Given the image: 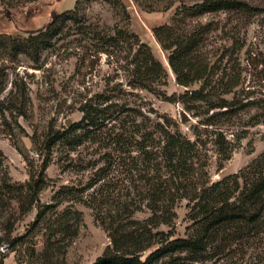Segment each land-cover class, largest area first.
Instances as JSON below:
<instances>
[{"label": "rangeland", "instance_id": "obj_1", "mask_svg": "<svg viewBox=\"0 0 264 264\" xmlns=\"http://www.w3.org/2000/svg\"><path fill=\"white\" fill-rule=\"evenodd\" d=\"M123 1L131 12L130 29L169 70L168 84L162 87L167 99L129 85L118 56L97 50L90 41L76 40L68 27L40 61L20 55L17 61L0 62V264H92L103 253L111 239L88 200L89 193L103 183L112 188L108 193L122 196L125 192L120 186L123 169L108 167V155H114L115 162L120 154L110 144L113 132L125 137V150L140 155L137 141L141 132L153 128L158 114L172 116L184 135L199 140L195 166L197 171L206 170L203 178L209 183L239 174L264 152V118L254 117L258 110L247 102L264 97V0H246L251 6L248 10L216 14L220 27L205 46L227 50L224 66L233 61L232 57L227 62L236 45L244 44L238 61L245 83L233 100L242 101L230 114L223 113L225 108L210 109L203 103L197 110L186 109L183 96L187 86L177 82L168 52L154 35V26L170 21L182 0L167 11L152 12L142 10L133 0ZM183 1L194 4L200 0ZM51 2L35 0L10 11L0 3V33L26 35L47 24L54 11L75 6L51 10ZM61 2H55L56 6ZM80 14L86 22L114 25L122 18L124 22L115 0H81ZM191 22L185 20V24ZM223 28L239 39L229 38ZM247 91L250 98H245ZM227 96L232 99L231 94ZM91 97L94 103L111 98L109 113L96 126H87L82 109ZM103 105L97 104L100 109ZM74 125L78 127L68 140L54 138ZM31 174L42 188L36 205L26 210L13 199V189L16 194L27 190L21 184ZM105 200L107 212L112 201ZM192 204L188 198H179L173 224L161 228L172 230L174 237L186 236L193 224ZM148 214L146 207L136 212L140 218ZM263 263L264 227L241 242L212 249L203 261L186 264Z\"/></svg>", "mask_w": 264, "mask_h": 264}, {"label": "trees", "instance_id": "obj_2", "mask_svg": "<svg viewBox=\"0 0 264 264\" xmlns=\"http://www.w3.org/2000/svg\"><path fill=\"white\" fill-rule=\"evenodd\" d=\"M32 1L35 0H0V3L10 11ZM115 1L121 7L124 22L122 18L114 25L84 21L80 14L81 0H77L74 8L54 11L47 24L27 31L26 35L1 32L0 62L17 61L20 55L40 61L43 52L51 48L57 35H63L64 28L68 27L73 29L76 40L90 41L97 50L118 56L120 67L129 76V85L153 91L167 99L162 87L168 84V68L152 47L130 29L132 16L128 5L123 0ZM133 1L142 10L152 12L167 11L175 6L177 0ZM249 7L246 0H200L194 4L182 0L175 7L170 21L154 26V35L168 52L177 82L187 86L183 102L188 111L197 110L203 103L210 109L225 108L223 113L226 114L236 112L234 107L242 100H233L245 83L243 67L238 61L244 44L236 45L227 60L230 63L233 57V61L224 66L222 61L227 50L223 49L221 53L219 47L205 49V46L208 40L216 37L215 31L220 27L216 14L248 10ZM186 19L193 22L185 24ZM222 30L229 38H234L226 28ZM238 39L239 36L235 35L234 40ZM195 84L198 86L193 87ZM251 95L247 91L245 98ZM110 99L106 97L99 103H94L92 97L86 100L82 109L84 120L89 122L87 126L98 125L99 119L109 113L112 107L108 103ZM247 102L258 110L254 117L264 118V97L251 98ZM158 115L153 128L141 132V140L137 141L140 155L125 150L126 141L121 133L109 135L110 144L113 143L120 154L115 162L112 161L114 155H108V167L123 169L125 177L120 186L125 192L119 197L108 193L112 188H106V183H103L89 193L88 204L95 210L96 219L111 239L92 264H186L203 261L212 249L241 242L253 232L258 234L264 227V152L239 174L206 182L203 178L206 170L202 167L197 171L195 166L199 140L184 135L180 123L172 116L166 113ZM77 127L70 126L61 134H55L54 138L68 140L66 138ZM21 186H27V190L16 194L13 189V199L20 207L30 210L36 205L41 183L39 179L35 180V174H31V178ZM179 198L193 202V224L186 236L174 237L172 230L161 226L173 224ZM105 199L112 201L107 212L103 207ZM143 207L149 210V214L137 217L136 212Z\"/></svg>", "mask_w": 264, "mask_h": 264}, {"label": "crops", "instance_id": "obj_3", "mask_svg": "<svg viewBox=\"0 0 264 264\" xmlns=\"http://www.w3.org/2000/svg\"><path fill=\"white\" fill-rule=\"evenodd\" d=\"M51 1H52L51 4H50V5H52V6H51V10H55L56 7H57V8H60V7L62 8V6L64 7V6H66V5H67V6H69V5H72V6H73V5L76 4V1H77V0H63L64 2H63V1L61 2L60 0H51ZM55 2H57V3H58V2H61V4L58 5V6H56ZM52 3H54L55 5L52 4ZM67 6H66V7H67Z\"/></svg>", "mask_w": 264, "mask_h": 264}, {"label": "water", "instance_id": "obj_4", "mask_svg": "<svg viewBox=\"0 0 264 264\" xmlns=\"http://www.w3.org/2000/svg\"><path fill=\"white\" fill-rule=\"evenodd\" d=\"M67 124L69 125L70 124V121H67Z\"/></svg>", "mask_w": 264, "mask_h": 264}]
</instances>
